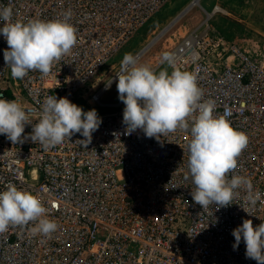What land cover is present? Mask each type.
I'll return each mask as SVG.
<instances>
[{
	"label": "built area",
	"instance_id": "2783aa9c",
	"mask_svg": "<svg viewBox=\"0 0 264 264\" xmlns=\"http://www.w3.org/2000/svg\"><path fill=\"white\" fill-rule=\"evenodd\" d=\"M172 1L0 0L13 9V21H48L71 10L77 36L48 76L30 71L13 79L0 35V99L20 102L32 124L49 95L72 101L83 91L102 109V124L87 147L76 133L46 149L30 139L31 124L23 142L0 135V192L12 183L38 196L58 225L50 237L34 233L33 223L10 226L0 233V264H257L246 258L243 240L233 249L232 232L245 219L254 227L264 222V203L249 206L239 190L230 206L202 209L185 178L189 134L177 130L158 140L137 129L126 135L124 104L102 101L120 69L100 88L90 87L111 57ZM169 53L178 68L196 75L202 102L213 100L214 114L228 113L231 126L246 134L235 172L264 193V59L214 35L207 20Z\"/></svg>",
	"mask_w": 264,
	"mask_h": 264
},
{
	"label": "clouds",
	"instance_id": "9594fccd",
	"mask_svg": "<svg viewBox=\"0 0 264 264\" xmlns=\"http://www.w3.org/2000/svg\"><path fill=\"white\" fill-rule=\"evenodd\" d=\"M71 16V10H67L62 18L53 20L13 21V9L0 5V21L3 22L0 35L8 45L4 61L13 79H23L30 71H38L46 77L56 63L71 53L77 43ZM160 63L169 65L173 69L171 73L166 69L156 73L148 65L138 64L131 53L123 57L116 75V88L125 106V134L131 135L140 129L146 137L159 140L177 130L187 132L188 173L185 178H191L195 186L191 191L192 199L202 209L213 205L217 209L230 206L240 195L239 190L245 191L249 206L264 203V193L254 190L248 177L235 172L238 157L248 144L246 134L231 126L228 113L214 114L213 100L202 102L203 91L196 75L178 68L173 54L162 53ZM27 124L32 125L30 139L33 143L39 142L46 149L70 140L76 133L85 138L79 142L87 147L102 118L95 109L85 112L66 97L57 99L49 95L42 103L39 121L32 124L20 102L0 99V135H5L13 144L23 142ZM5 187L6 190L0 192V233L10 226L29 223L34 224V233L44 237H50L57 230L58 225L48 218V209L38 196L12 183ZM232 235L234 250L243 240L246 258L264 264V222L254 227L252 220L245 219Z\"/></svg>",
	"mask_w": 264,
	"mask_h": 264
},
{
	"label": "rangeland",
	"instance_id": "374dc122",
	"mask_svg": "<svg viewBox=\"0 0 264 264\" xmlns=\"http://www.w3.org/2000/svg\"><path fill=\"white\" fill-rule=\"evenodd\" d=\"M189 2L191 0H173L163 8L111 57L109 63L99 72L90 87L100 88L121 68V62L126 53L136 56L161 29L187 7ZM216 6H218V10L207 19L205 10L212 12ZM205 20L208 21L214 35L264 59V0H201V6H195L186 13L160 41L138 60V64H146L156 73L166 69L170 74L172 68L166 63H160L162 53L170 52L175 44L183 38L179 34L180 30L189 32ZM169 39L173 40V44L169 42ZM159 63L160 65H158ZM117 82L116 80L103 95L104 103L120 101L116 88ZM80 93H77L71 102L82 107L85 112L91 109L97 110V113L102 111L100 107L90 105L87 98L82 97Z\"/></svg>",
	"mask_w": 264,
	"mask_h": 264
},
{
	"label": "bare ground",
	"instance_id": "6f19581e",
	"mask_svg": "<svg viewBox=\"0 0 264 264\" xmlns=\"http://www.w3.org/2000/svg\"><path fill=\"white\" fill-rule=\"evenodd\" d=\"M195 6H201V0H191V2H189V4L187 5V7L182 10L176 17H174L163 29H161L147 44L146 46L143 48V50H141L139 53H137V55L135 56L137 61L146 53L148 52V50H150L158 41H160L179 21L180 19L188 12H190ZM218 10V7L215 8V10H213L212 12H208L205 10V13L207 15V19H209L215 11ZM184 11H187L183 16L182 13ZM180 35L182 37H185L188 32L184 31V30H180L179 31ZM169 42L171 44H173V40L169 39ZM160 65V63L158 64ZM157 65V66H158Z\"/></svg>",
	"mask_w": 264,
	"mask_h": 264
},
{
	"label": "water",
	"instance_id": "95a60500",
	"mask_svg": "<svg viewBox=\"0 0 264 264\" xmlns=\"http://www.w3.org/2000/svg\"><path fill=\"white\" fill-rule=\"evenodd\" d=\"M187 11H184L181 16H183Z\"/></svg>",
	"mask_w": 264,
	"mask_h": 264
}]
</instances>
